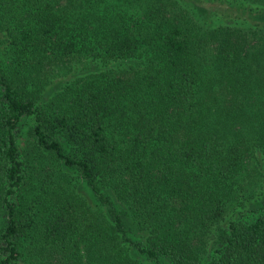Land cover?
Here are the masks:
<instances>
[{"label": "trees", "instance_id": "trees-1", "mask_svg": "<svg viewBox=\"0 0 264 264\" xmlns=\"http://www.w3.org/2000/svg\"><path fill=\"white\" fill-rule=\"evenodd\" d=\"M0 264H264V0H0Z\"/></svg>", "mask_w": 264, "mask_h": 264}, {"label": "rangeland", "instance_id": "rangeland-1", "mask_svg": "<svg viewBox=\"0 0 264 264\" xmlns=\"http://www.w3.org/2000/svg\"><path fill=\"white\" fill-rule=\"evenodd\" d=\"M24 131L26 132V129L22 125L20 133H19V137H18V141H19L20 144H22V142L26 139V134H25Z\"/></svg>", "mask_w": 264, "mask_h": 264}]
</instances>
